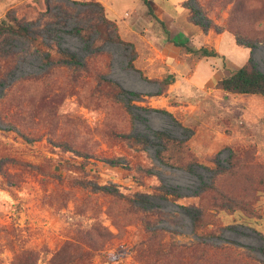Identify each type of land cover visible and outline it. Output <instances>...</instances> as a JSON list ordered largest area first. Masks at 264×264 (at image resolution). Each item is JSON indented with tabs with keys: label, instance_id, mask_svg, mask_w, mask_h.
<instances>
[{
	"label": "rangeland",
	"instance_id": "1",
	"mask_svg": "<svg viewBox=\"0 0 264 264\" xmlns=\"http://www.w3.org/2000/svg\"><path fill=\"white\" fill-rule=\"evenodd\" d=\"M85 1L47 0L42 13L0 0V18L29 24L28 37L0 36V264H264V97L215 88L249 57L264 74V0H148L169 35L142 0H94L113 21L106 42ZM180 4L220 32L202 34ZM96 73L139 100L111 99ZM163 77L168 90L150 97ZM155 131H192L189 170L156 157ZM218 192L248 211L218 208Z\"/></svg>",
	"mask_w": 264,
	"mask_h": 264
},
{
	"label": "trees",
	"instance_id": "2",
	"mask_svg": "<svg viewBox=\"0 0 264 264\" xmlns=\"http://www.w3.org/2000/svg\"><path fill=\"white\" fill-rule=\"evenodd\" d=\"M142 1L147 8V12L152 17H154L158 21V23L163 27L165 34L169 35L168 30L165 28L164 24L160 20H158L152 13L148 0H142ZM186 1L187 0L183 2H186ZM33 3L36 9L42 13H45L48 9L47 0H33ZM82 4L83 6L96 7V11L95 10L93 11V16H90V20L92 22L89 23L91 34L92 33L95 34L94 40L101 41V42L109 41L110 36H109L108 29L109 27H112L114 25H113V21L108 17L107 11H105L104 7L100 3L94 0L85 1V2H82ZM180 6L183 9L190 11L189 19L191 20L193 25H196L199 27L202 34H206L208 30L210 29V27L215 32L217 33L220 32V30L216 28L215 25L210 26L209 22L207 24H204V23L195 21L194 17L196 14H198V11L191 10L192 8H190L189 5L180 4ZM28 25H29L28 23H25L24 21L17 18L14 14L8 12L4 16V18H0V36L28 37L29 35ZM73 31L74 33L78 34L80 37L83 38L80 28H75ZM228 32L233 35L235 39V43L237 45L253 49L254 47L253 43L251 44L242 43L239 40V37L237 36V34L232 32L231 29H229V26H228ZM117 40L120 41V39L118 38ZM187 40L173 42L168 37L169 42H173L174 45L178 46L179 48L185 49L187 53H191L200 59L201 58H204V59L205 58H215L218 56V53L214 51L213 49L207 50L205 47H202V46L199 48L188 47L187 45H185V42H187ZM57 52L59 53L61 62L72 64L73 66H77L84 71L86 70L85 65L79 62L73 55L60 52V51H57ZM129 64L131 65V63ZM139 74L141 75L140 72ZM95 78L97 80V84H96L97 87L101 88L103 92L113 100H123V101L125 100L129 102L132 100H139L140 98L139 94L134 93V92L124 91L117 84L110 82L108 80H105L98 73L95 74ZM158 84L160 86L159 91L155 95H151L150 97L160 96L168 90L167 85H169V82L166 77H163L161 81L158 82ZM215 88L220 92L222 97H227L229 95H240L244 97H248L251 95L264 96V74H262L256 69L255 65L252 62L251 57H249L248 60L242 66H240L233 72L227 74L226 76L220 78L216 82ZM125 101H124V104H127ZM165 113L169 114L167 112ZM191 133L192 131H189V134L186 137V139H177L175 137L169 136L165 132L155 131L154 136L158 140V143L160 146V150L157 151L156 157L164 164H168L171 166H177V167L189 170L194 156L191 152H189L186 142H187V138L191 135ZM123 136L127 138L126 135H123ZM140 141L143 142L145 140L141 138ZM183 154H186L187 156L183 158ZM230 157H232V152L230 154ZM212 162L215 166L214 167L215 170H217L216 168H218V165H217L216 160L214 159ZM221 173L222 171L216 172V174H221ZM160 194L161 196L166 197L167 196L166 194L168 193L166 191H160ZM217 196L221 198L223 202V203H220L219 206H217L218 208L221 207L222 209H227V210L228 209L229 210L241 209L244 211H248L247 207H245L244 205L241 206V203L239 202L238 199L230 198L229 196H225L219 192L217 193ZM196 210H197V213H199V215L194 219V224H195V228L199 229L203 225L205 227L206 224L208 225V223L202 217L203 210L201 208L196 209ZM249 218H253V217H249ZM210 234L212 235L213 233H210ZM196 251H197V255H195ZM196 251L195 253H192V252L189 253V256L194 257L195 262L197 259L201 260V258L203 259L204 257V251L202 249L196 250ZM157 252H159V250ZM179 252L180 251H178V253ZM262 253H264V250H262Z\"/></svg>",
	"mask_w": 264,
	"mask_h": 264
},
{
	"label": "crops",
	"instance_id": "3",
	"mask_svg": "<svg viewBox=\"0 0 264 264\" xmlns=\"http://www.w3.org/2000/svg\"><path fill=\"white\" fill-rule=\"evenodd\" d=\"M232 72H233V71H232ZM229 73H231V72H228L227 74H229ZM227 74H226V75H227ZM239 96H240V95H239ZM251 96H254V95H251ZM241 97L244 98V96H241ZM262 97H264V96H262ZM246 98H247V97H246Z\"/></svg>",
	"mask_w": 264,
	"mask_h": 264
}]
</instances>
